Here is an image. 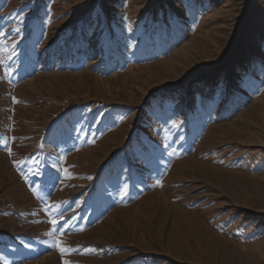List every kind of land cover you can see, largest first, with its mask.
Returning <instances> with one entry per match:
<instances>
[{"label": "rangeland", "instance_id": "374dc122", "mask_svg": "<svg viewBox=\"0 0 264 264\" xmlns=\"http://www.w3.org/2000/svg\"><path fill=\"white\" fill-rule=\"evenodd\" d=\"M65 261L264 264V0H0V264Z\"/></svg>", "mask_w": 264, "mask_h": 264}, {"label": "snow or ice", "instance_id": "6c2138e0", "mask_svg": "<svg viewBox=\"0 0 264 264\" xmlns=\"http://www.w3.org/2000/svg\"><path fill=\"white\" fill-rule=\"evenodd\" d=\"M17 31H19V29H17ZM3 143L6 145L7 140H4ZM49 207L51 208L54 206H49ZM62 216H63V213L53 214V218L50 219L49 221V223L52 225V228H51V231L47 233V235L53 237L52 246L58 248L61 254L63 255V254H70L72 251H74V249L67 247L64 244V242L61 239H59V237H62L63 235H65V230H63V224L59 223V219L62 218ZM91 251H94V249ZM65 264H70V262L65 261Z\"/></svg>", "mask_w": 264, "mask_h": 264}]
</instances>
